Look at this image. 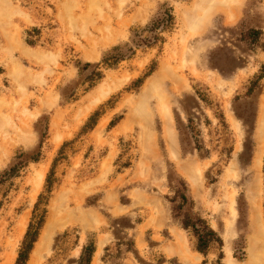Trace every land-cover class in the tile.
<instances>
[{
    "label": "rangeland",
    "instance_id": "1",
    "mask_svg": "<svg viewBox=\"0 0 264 264\" xmlns=\"http://www.w3.org/2000/svg\"><path fill=\"white\" fill-rule=\"evenodd\" d=\"M164 3L163 43L90 85ZM263 64L264 0H0V264H14L55 160L27 264H77L89 242L91 264H264V72L248 94ZM181 182L182 213L222 239L205 258L170 202Z\"/></svg>",
    "mask_w": 264,
    "mask_h": 264
},
{
    "label": "trees",
    "instance_id": "2",
    "mask_svg": "<svg viewBox=\"0 0 264 264\" xmlns=\"http://www.w3.org/2000/svg\"><path fill=\"white\" fill-rule=\"evenodd\" d=\"M174 23V16L172 12V7L169 4H162L157 16L154 20L147 26L142 32H146V35L136 34L135 37L137 40L134 42L133 48H123L117 46L113 48V54L106 56L102 59V61L95 66H93V71L87 77V81L90 85L95 84V82L99 81L102 77V72L100 70V66L111 68L116 66L120 62L124 60H129L135 54V50L141 46L145 48L156 47L159 44H162L164 41L163 34L168 32ZM26 44L29 46H34L39 41L36 37L39 35V30L36 28H31L26 32ZM260 32L257 30H250L248 32V37L251 40V44H255ZM36 35V36H35ZM92 67L91 64L85 63L79 70L82 72L83 70ZM156 70V65L153 62L147 72L143 75V77L136 79L130 87L126 90L138 89L143 81L149 77ZM264 72V64L261 67V72L257 76V81L252 83V86L248 89V94L253 92V90L258 86V82L263 78ZM99 117V112L95 111L91 114L84 126L82 127L81 133H86L91 131L96 125L97 119ZM120 118H117L114 121L110 122V126H114ZM61 153V151H60ZM34 160L36 157L33 158ZM56 164V160L53 163V167L48 174L45 181V191L40 194L34 207H33V215L27 226L25 234L23 236L22 242L20 243L19 249L17 251L16 259L14 264H27L29 256L33 250L35 243L38 240L40 235V231L42 230L47 210L46 207L49 201V195L52 191L53 183H54V172L53 168ZM129 163L122 164L123 166H127ZM16 168L12 167L8 172H5L2 176H10L15 172ZM182 190H176L174 192L173 197L170 199V202L175 203L178 202L173 210L176 212V216H181V226L184 230H188L195 239V250L200 253L204 258L207 256V252L212 245H218L222 247V239L214 231L208 222L198 215L191 216L187 212L182 213V208L187 205L188 198L185 194V184L184 182L180 183ZM95 252V245L93 242H89L82 247L79 260L77 264H91L92 258ZM200 264H207L206 261H202ZM212 264H224L223 263V254L220 252L217 256L216 260Z\"/></svg>",
    "mask_w": 264,
    "mask_h": 264
}]
</instances>
